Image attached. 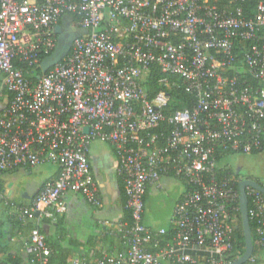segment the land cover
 <instances>
[{
    "label": "built area",
    "instance_id": "1",
    "mask_svg": "<svg viewBox=\"0 0 264 264\" xmlns=\"http://www.w3.org/2000/svg\"><path fill=\"white\" fill-rule=\"evenodd\" d=\"M247 1L0 0V82L10 95L0 114V176L45 163L58 168L30 206L6 205L20 220L42 209L54 221L70 192L98 209L91 143L111 145L117 158L130 221L105 228L118 245L69 264H198L187 253L198 249L206 264L232 263L240 214L234 183L243 180L218 157L264 149V0H255L251 16ZM63 19L78 31L70 51L28 80L20 65L31 73L41 67L57 49ZM152 66L165 87L153 96L145 87ZM170 87H182L189 105L173 109ZM163 177L182 180L185 191L170 218L172 240L161 246L166 230L154 233L142 219L146 190ZM245 193L255 244L264 247V195L249 186ZM24 251L46 263L50 249L37 227Z\"/></svg>",
    "mask_w": 264,
    "mask_h": 264
},
{
    "label": "crops",
    "instance_id": "2",
    "mask_svg": "<svg viewBox=\"0 0 264 264\" xmlns=\"http://www.w3.org/2000/svg\"><path fill=\"white\" fill-rule=\"evenodd\" d=\"M63 22L61 24H64ZM65 25H68L67 21ZM57 37L58 40H61L59 35ZM9 98V93L3 89L0 82V114L5 109ZM88 160L90 179L97 185L102 205L100 208L94 209L81 196L69 192L64 198L66 210L60 216L61 224L66 230V238L79 244L87 243L92 237L103 236L108 225L122 220L124 216L123 183L117 173L118 164L113 147L100 141L92 142ZM57 175L58 168L53 164L45 163L35 168H18L0 176V229L4 233L10 232L7 236L9 250L13 258L19 257L22 260L21 264H28V255L24 251V246L29 239L30 230L29 228H23L20 231L15 228L12 229V222L18 221L19 216L11 205H6V202L22 207L30 206L42 185L55 179ZM30 183L33 184L30 186ZM184 191V182L173 177H163L159 184L148 186L142 219L144 226L154 233L161 229L168 231L173 209ZM161 195L173 196L174 206L166 220V225L156 228L153 221L147 216L146 208L151 200L158 199ZM41 211L42 209H39L33 219L21 221L26 225L39 226L47 235L53 234V229L48 225L49 220L43 218ZM187 253L196 259L207 255L203 249L188 250Z\"/></svg>",
    "mask_w": 264,
    "mask_h": 264
},
{
    "label": "trees",
    "instance_id": "3",
    "mask_svg": "<svg viewBox=\"0 0 264 264\" xmlns=\"http://www.w3.org/2000/svg\"><path fill=\"white\" fill-rule=\"evenodd\" d=\"M256 5L255 0H248L245 4V16H251L253 14V9ZM73 21H76V17L71 16ZM61 25V21H60ZM71 48V45H70ZM69 48V50H70ZM68 50V52H69ZM19 66V65H18ZM239 75L237 76L240 81L246 80V76L244 73V68L241 63L238 65ZM20 68L24 70L26 78L31 81H36L37 78L45 73H47L50 69L45 70L42 67L38 68L34 73H31V70L25 66L20 65ZM228 76H233V72H228ZM164 75L159 73V70L156 66L151 67L150 74L145 82V87L153 96L159 89H165V87L159 86L158 80L161 79ZM169 83H175L181 85V80L177 77H168ZM248 81L254 86L259 87V83L256 81L249 80ZM171 95L173 97V101L171 106L173 109H181L184 106H188V102L190 103L189 97L184 93L182 87H170ZM264 150V149H263ZM262 150V151H263ZM261 151V152H262ZM260 153V152H259ZM258 154V153H254ZM224 157V156H223ZM223 157H218V160L221 162ZM232 173V172H231ZM233 174V173H232ZM234 175V174H233ZM236 180H239L240 177L234 175ZM234 187L238 188V182L235 181ZM125 196H124V185H123V209H124V216L122 221H130V213L125 208ZM146 201V199H145ZM47 219V218H44ZM48 225L53 229V234L47 235L44 233L41 228L38 226L40 234L44 237L46 245L50 249V254L47 257L45 264H69L70 260L74 256H79L80 258H85L87 261H91L96 257H99L102 252L108 251L112 246L118 245V243L111 237L109 234L106 233V230L103 232V236L101 237H92L87 243L79 244L70 239L66 238V230L64 226L61 224L60 216L57 217L56 221H52L50 219ZM249 227L251 231V237L253 242V260H249L244 264H262L264 263V247L257 246L255 244V228L256 224L253 220L249 219ZM22 230L23 228H29L31 231L34 225H26L20 219L18 221L12 222V229ZM11 231V230H10ZM29 231V233H30ZM8 234L10 232H3L0 229V264H21L22 260L19 257H14L11 254L8 246ZM235 243H234V252L229 257L228 261L234 262L238 258H240L244 251H245V242H244V235L242 230V223H241V216L238 213V220H237V228L235 229ZM160 245H164L165 243H169L172 240V232L170 230L166 231V234L160 237ZM29 243V239L27 240L26 244ZM25 244V245H26ZM98 246V248H97ZM148 250L151 252H155L157 249L154 248L152 245H149ZM28 264H43L41 258L37 255H29L27 257ZM198 264H206L205 257L197 258Z\"/></svg>",
    "mask_w": 264,
    "mask_h": 264
},
{
    "label": "rangeland",
    "instance_id": "4",
    "mask_svg": "<svg viewBox=\"0 0 264 264\" xmlns=\"http://www.w3.org/2000/svg\"><path fill=\"white\" fill-rule=\"evenodd\" d=\"M65 20L63 19V23L66 24L67 21L68 24V20ZM221 164L228 167L234 175L242 180H253L264 186V150L258 154L227 155L223 157ZM173 206V196L161 195L158 199L149 202L146 208L147 216L153 221L156 228H160L166 225V220L170 216Z\"/></svg>",
    "mask_w": 264,
    "mask_h": 264
},
{
    "label": "water",
    "instance_id": "5",
    "mask_svg": "<svg viewBox=\"0 0 264 264\" xmlns=\"http://www.w3.org/2000/svg\"><path fill=\"white\" fill-rule=\"evenodd\" d=\"M55 30H56V34L60 36L62 33L61 25L56 26ZM71 31L75 33L73 37V40H74V38L78 35V31H76L75 28H71ZM72 42L68 44L65 42H61V40H58L57 49L49 57H47L46 59L42 61L41 67L45 70H48L53 65H55L59 60H61L67 54ZM85 131L87 132V129ZM32 184L33 183H30V186ZM248 186L257 189L264 195V187L261 184L253 180H243L239 183V186H238L239 205H240L242 230H243L244 242H245V251L240 258H238L236 261L230 264H244L247 261H249L253 255V242H252L251 231L249 227V217H248V212H247L248 199L245 193V188Z\"/></svg>",
    "mask_w": 264,
    "mask_h": 264
},
{
    "label": "flooded vegetation",
    "instance_id": "6",
    "mask_svg": "<svg viewBox=\"0 0 264 264\" xmlns=\"http://www.w3.org/2000/svg\"><path fill=\"white\" fill-rule=\"evenodd\" d=\"M62 26V36H61V42H65V43H68L70 44L73 40V37H74V34L69 25H65V24H61Z\"/></svg>",
    "mask_w": 264,
    "mask_h": 264
}]
</instances>
